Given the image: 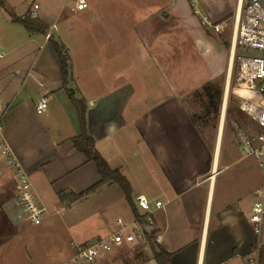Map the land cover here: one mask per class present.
Masks as SVG:
<instances>
[{"label":"crops","instance_id":"1","mask_svg":"<svg viewBox=\"0 0 264 264\" xmlns=\"http://www.w3.org/2000/svg\"><path fill=\"white\" fill-rule=\"evenodd\" d=\"M248 1L87 0V8L76 10V0H0L3 136L48 208L43 223L92 198L104 218L102 229L71 238L66 252L72 253L74 242L119 229L118 218L136 220V196L145 194L164 203L156 223L170 264H264V219L260 235L250 221L261 165L240 146L222 143L223 113L217 138L209 142L186 106L190 93L206 82L225 74L228 80L235 18ZM34 4L37 18L30 19L38 27L29 31L16 19L27 18ZM202 15L221 30L203 26ZM50 37L69 56L67 88L85 103L87 133L110 167L128 180L131 202L115 181L74 196L101 176L74 146L81 119ZM42 96L48 107L39 112ZM1 160L0 241H5L7 230L17 228L13 217L23 213L16 173Z\"/></svg>","mask_w":264,"mask_h":264},{"label":"built area","instance_id":"2","mask_svg":"<svg viewBox=\"0 0 264 264\" xmlns=\"http://www.w3.org/2000/svg\"><path fill=\"white\" fill-rule=\"evenodd\" d=\"M191 1L193 4L197 3V0ZM87 6V0L75 2L76 10H83ZM37 8L38 5L34 4L28 14L29 18H37ZM198 11L195 9V12ZM200 21L206 28L216 32L221 30V24L208 15H202ZM231 51L232 68L235 58L237 60L234 95L239 100L241 110L259 128L253 134L241 135L240 147L247 156L255 157L260 165H264V2L262 0H249L243 14L236 16ZM47 107L48 99L42 96L36 108L42 112ZM0 156L16 173L19 184V205L26 220L34 225L42 224L49 214L48 208L40 201L29 175L23 170L10 146L5 142L1 120ZM257 196L251 209L250 221L253 223L254 232L260 235L264 219V191L260 190ZM136 206L140 210L136 220L127 223L118 218L119 229L109 235L86 243H72L71 257L61 264L91 263L126 245L145 247L150 243V238L156 246H159L162 243L163 234L158 232L156 211L164 208L163 201L139 194L136 196Z\"/></svg>","mask_w":264,"mask_h":264},{"label":"rangeland","instance_id":"3","mask_svg":"<svg viewBox=\"0 0 264 264\" xmlns=\"http://www.w3.org/2000/svg\"><path fill=\"white\" fill-rule=\"evenodd\" d=\"M94 50H97L96 46ZM3 64H5V55L0 57V67ZM236 70L237 60L235 58L228 89L227 74L214 80L223 89L220 116L217 120L210 117L203 119L206 113V103L200 89L191 92L186 102L191 117L209 142L217 138L223 113L221 141L234 149L241 145V135H250L259 130L252 119L240 110L239 100L234 95ZM164 92L165 88L161 83V94ZM3 161L1 160L2 163L5 162ZM258 168L261 177L260 187L264 191V165ZM0 187L1 193L5 191V185ZM97 204V199L92 198L89 202L74 204L72 209H60L59 213L52 217V223L49 224H31L23 214L13 217L18 225L16 229L7 230L5 241H0V264H61L65 262L72 255L66 252L69 249L71 238L86 236L94 230L103 228L104 218L100 215ZM113 226L111 225L112 229ZM114 231L116 230L112 232ZM262 237H264V232ZM62 245L66 248H62ZM87 264H156V262L153 259L151 245L148 244L145 247L126 245Z\"/></svg>","mask_w":264,"mask_h":264},{"label":"trees","instance_id":"4","mask_svg":"<svg viewBox=\"0 0 264 264\" xmlns=\"http://www.w3.org/2000/svg\"><path fill=\"white\" fill-rule=\"evenodd\" d=\"M16 20L22 22L29 31L37 30L38 25L35 24V22L32 21L29 17L23 19L18 18ZM49 42L54 49L61 65L63 85L66 87L68 96L77 108L81 119L82 132L80 135L73 138L74 146L79 151L85 154L87 160L93 161L96 164L98 172L101 176L99 182L89 187L85 191L79 193L78 195L74 194V196H76L77 198L82 197L93 192L97 187L105 182L115 181L122 186L127 199L131 202V187L128 180L124 175H122L119 169H113L110 167L105 158L97 150L94 139L87 133L85 126V103L82 99H78L75 97V93L72 89L67 88L69 74V56L67 52L64 50L63 46L54 38L50 37ZM200 90L201 94L205 98L206 103V113L203 116V119L210 117L217 120L220 116V107L223 98L222 87L216 81H208L201 86ZM228 112L230 111L228 110ZM242 112L245 113L244 111ZM149 242L152 248L153 259L155 260V262L157 264H170L171 253L163 247H160L158 245L156 246L151 238L149 239Z\"/></svg>","mask_w":264,"mask_h":264},{"label":"bare ground","instance_id":"5","mask_svg":"<svg viewBox=\"0 0 264 264\" xmlns=\"http://www.w3.org/2000/svg\"><path fill=\"white\" fill-rule=\"evenodd\" d=\"M230 70H231V68H230ZM228 76H229V74H228ZM227 89H228V87H229V77H228V80H227ZM222 124V123H221ZM222 126V125H221ZM218 143H219V136H218ZM218 152V151H217ZM217 157V156H216Z\"/></svg>","mask_w":264,"mask_h":264},{"label":"water","instance_id":"6","mask_svg":"<svg viewBox=\"0 0 264 264\" xmlns=\"http://www.w3.org/2000/svg\"><path fill=\"white\" fill-rule=\"evenodd\" d=\"M226 94H227V89H226ZM140 247V246H139Z\"/></svg>","mask_w":264,"mask_h":264}]
</instances>
